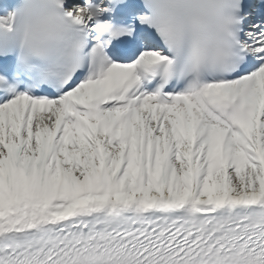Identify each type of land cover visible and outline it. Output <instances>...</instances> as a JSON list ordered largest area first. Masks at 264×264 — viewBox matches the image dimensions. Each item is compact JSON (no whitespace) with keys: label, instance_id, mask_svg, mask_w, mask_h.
<instances>
[{"label":"snow or ice","instance_id":"snow-or-ice-1","mask_svg":"<svg viewBox=\"0 0 264 264\" xmlns=\"http://www.w3.org/2000/svg\"><path fill=\"white\" fill-rule=\"evenodd\" d=\"M0 264H264V0H0Z\"/></svg>","mask_w":264,"mask_h":264}]
</instances>
